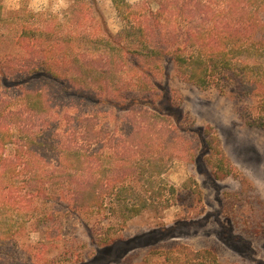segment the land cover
Wrapping results in <instances>:
<instances>
[{
	"label": "trees",
	"instance_id": "1",
	"mask_svg": "<svg viewBox=\"0 0 264 264\" xmlns=\"http://www.w3.org/2000/svg\"><path fill=\"white\" fill-rule=\"evenodd\" d=\"M111 2L122 23L114 34L95 0H72L59 13L30 10L17 23L0 5V23L12 21L9 27L15 31L13 44L0 47L3 238L19 235L17 218L23 227L29 211L50 222L55 216L49 208L52 201L69 199L71 207L65 213L76 216L100 213L105 199L112 197L124 221L171 206L161 193L165 186L157 183L170 154L166 158L147 143L162 132L174 139L177 129L147 109L138 112L141 121L130 118L134 101L143 97L142 89L151 78L147 69L152 60H167L178 77L198 89L215 86L254 99L258 123L264 126V0H162L154 11L134 7L127 0ZM93 14L98 20L89 31ZM81 31L89 38L84 50ZM81 100L90 102L81 106ZM118 100L132 105L122 108ZM105 104L128 113L127 120H118V126L100 125L103 112L98 107ZM203 131H194L208 139H201L204 149L198 157L209 156V146L215 143L221 155L217 166L230 171L218 138ZM204 167L216 181L214 172ZM128 178L142 181L143 190L127 189ZM168 192L173 199L175 188L169 186ZM32 203L37 206L31 209ZM47 229L41 232L45 237L39 245L57 240L55 230ZM168 232L152 229L128 241L116 240L104 249V264L122 255L115 247L123 254L152 247ZM147 254L161 256L165 264H218L210 247L175 244L149 248Z\"/></svg>",
	"mask_w": 264,
	"mask_h": 264
},
{
	"label": "rangeland",
	"instance_id": "2",
	"mask_svg": "<svg viewBox=\"0 0 264 264\" xmlns=\"http://www.w3.org/2000/svg\"><path fill=\"white\" fill-rule=\"evenodd\" d=\"M161 1L127 0L134 7L153 11ZM71 2L0 0V5L10 18L16 17L13 19L17 23L30 10L59 13L64 12ZM95 2L107 29L116 33L122 23L111 0ZM92 16L87 27L89 31L98 20L94 14ZM10 24L0 23L1 48L14 42L15 31ZM82 32L84 50L89 38ZM147 70L151 78L147 79L145 90L142 89L143 97L134 101L137 104L131 107L130 118L141 121L138 112L147 109L161 115L167 124L177 129L174 139L162 132L156 139L152 136L153 141L147 143L166 154V158L170 154L166 171L157 183L165 186L161 193L164 199H169L171 206L159 213L145 211L124 221L118 202L114 203L112 197L105 199V207L100 213H76V216L65 213V208L71 207L69 199L52 201L49 208L55 211V216L50 222H43L35 217L36 211H29L28 218L22 220L23 227L19 226L17 218L19 235L3 238L0 233V264H104V249L116 240L128 241L159 228L169 229V232L157 243L153 242L152 247H136L127 254L115 247L117 254L122 255L108 264H165L161 256L148 255L147 250L175 244H185L192 249L210 247L218 256V264H264V126L258 123L257 102L251 98H239L230 90L222 91L215 86L198 89L178 77L167 60H152ZM124 76L130 75L126 73ZM106 92L111 94L109 89ZM89 102L81 100V106ZM116 102L122 108L132 105L130 102ZM98 108L103 112L100 125L118 126V120H127L128 113L119 112L108 104ZM198 128L218 138L219 146L229 160L230 171L220 167L222 173L217 166L221 155L215 143L209 146V156L198 157L204 149L202 138L194 134ZM202 140L208 139L204 136ZM121 149V145L117 146V150ZM201 161L204 165L198 164ZM204 166L214 172L218 178L216 181L207 176ZM124 184L127 189L143 190L142 181L133 178H128ZM169 186L176 190L173 199L168 192ZM124 196L123 193L120 198ZM35 205L32 203L30 208ZM14 214L16 216L17 211ZM217 214L219 221L216 220ZM45 229L55 230L57 240L39 245L37 242L45 237L41 234Z\"/></svg>",
	"mask_w": 264,
	"mask_h": 264
}]
</instances>
